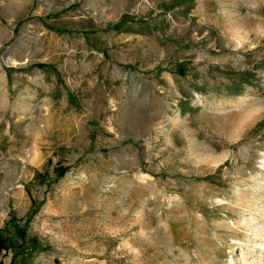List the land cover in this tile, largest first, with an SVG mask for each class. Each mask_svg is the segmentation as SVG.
<instances>
[{
    "label": "rangeland",
    "instance_id": "rangeland-1",
    "mask_svg": "<svg viewBox=\"0 0 264 264\" xmlns=\"http://www.w3.org/2000/svg\"><path fill=\"white\" fill-rule=\"evenodd\" d=\"M30 209L15 264H264V0H0V223Z\"/></svg>",
    "mask_w": 264,
    "mask_h": 264
},
{
    "label": "trees",
    "instance_id": "trees-1",
    "mask_svg": "<svg viewBox=\"0 0 264 264\" xmlns=\"http://www.w3.org/2000/svg\"><path fill=\"white\" fill-rule=\"evenodd\" d=\"M38 66L43 67L45 65L39 64ZM58 174L60 176H63L64 172L60 170ZM32 216H33V212L32 209H30L26 213L25 217L20 219V221H24L23 227H18L16 223L17 219L15 217L12 216L9 218L5 228L8 225H12L16 227L17 228L16 236L18 238V241H13L12 243H10L6 237L5 238L0 237V264H14V261L17 258V256H27L28 254H30L32 248L30 249L29 247L35 245V239L31 238L26 240V226L28 225Z\"/></svg>",
    "mask_w": 264,
    "mask_h": 264
},
{
    "label": "crops",
    "instance_id": "crops-1",
    "mask_svg": "<svg viewBox=\"0 0 264 264\" xmlns=\"http://www.w3.org/2000/svg\"><path fill=\"white\" fill-rule=\"evenodd\" d=\"M19 197H20V194H18V196H17V198L15 199L16 200V202L18 203V205L19 206H21V208H23L24 209V206H25V203L23 202V200H21V198L19 199ZM26 207V206H25ZM25 216H15V218L17 219V222L16 223H18V221H20V219H22V218H24ZM9 219H6V221L5 222H3V221H1V223H0V229H2V228H5V224L7 223V221H8ZM7 228V227H6ZM19 257H21L20 259H19V261L20 260H22V258H25L26 256H17V258H19ZM16 258V259H17ZM15 259V260H16ZM22 262V261H21ZM14 264H15V261H14Z\"/></svg>",
    "mask_w": 264,
    "mask_h": 264
}]
</instances>
